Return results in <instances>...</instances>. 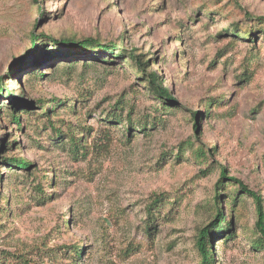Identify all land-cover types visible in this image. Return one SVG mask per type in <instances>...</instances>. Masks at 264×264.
Returning a JSON list of instances; mask_svg holds the SVG:
<instances>
[{"label": "rangeland", "instance_id": "rangeland-1", "mask_svg": "<svg viewBox=\"0 0 264 264\" xmlns=\"http://www.w3.org/2000/svg\"><path fill=\"white\" fill-rule=\"evenodd\" d=\"M0 84V264H264V0H0Z\"/></svg>", "mask_w": 264, "mask_h": 264}, {"label": "trees", "instance_id": "trees-1", "mask_svg": "<svg viewBox=\"0 0 264 264\" xmlns=\"http://www.w3.org/2000/svg\"><path fill=\"white\" fill-rule=\"evenodd\" d=\"M37 11L39 14L40 13L43 14L42 7L40 5H37ZM35 41H36V39L34 37L32 39V43L34 46L32 48L33 50L31 51V53H33L35 51ZM64 44H71L73 46L77 45L84 50L95 49L93 47H101L102 48L101 51H103V52H108L111 50V48H108V46H101L100 44H98L96 41H94L92 39H85V40H83L81 42H77V43L65 42ZM27 55H29V54L27 53L25 56H27ZM141 58L142 57L136 56L135 61L138 63V67H139L140 71L142 73H144L143 68L146 64L142 63ZM145 75H146L148 84L151 87V90L154 92V94L156 96H158L161 99H170V95L168 93V90L162 86V83H160L157 73L150 72V73L145 74ZM3 91L5 93H7V95H9L10 98L13 99L14 101L18 100V97L17 98L13 97L14 95H12V97H11L10 92H8L6 86L0 84V93H2ZM10 116H11L12 121L17 126H19L20 120H19V117L16 116V113L12 112L10 114ZM193 116H194V119L196 120L198 118V113H194ZM6 162L9 165V167L13 166V167L18 168L19 170H28V168L30 166V163L24 161L23 159L7 160ZM221 177H224V172H222ZM228 181H235V183L239 186L241 191H243L247 195L253 197V199L255 200V203H256V223H255V226H256L258 232L260 233V235L264 238V208L262 207L260 197L258 195H256L254 192L250 191L239 180H236L235 178H227L225 180V182H228ZM0 186H1V181H0ZM223 220H224V214L219 209L216 212L215 217L212 220V222L209 225H207L206 227L201 228L198 232V236L196 239V247H197L198 252L201 255L202 264H208L211 261V258L209 256L208 249H207V239L209 237V230L208 229L209 228H211V229L217 228L218 225ZM75 253L77 254V252H75Z\"/></svg>", "mask_w": 264, "mask_h": 264}]
</instances>
